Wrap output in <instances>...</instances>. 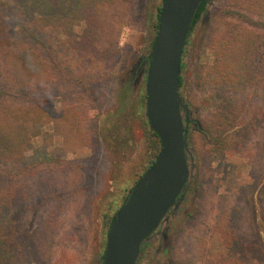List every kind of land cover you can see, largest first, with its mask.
<instances>
[{
  "label": "rangeland",
  "instance_id": "1",
  "mask_svg": "<svg viewBox=\"0 0 264 264\" xmlns=\"http://www.w3.org/2000/svg\"><path fill=\"white\" fill-rule=\"evenodd\" d=\"M230 2L211 0L209 14L187 41L181 92L200 123L188 133L196 192L174 231L161 242L162 249L155 240L142 247L144 264H205L219 255L264 264V87L247 86L235 74L225 75L221 66L224 37L236 21L226 15L235 7ZM161 5L162 0H134L108 77L82 82L77 89L63 78L12 92L14 103L38 105L43 112L55 109L69 123L77 111L83 120L74 134L54 131L55 124L40 127L23 160L0 162V169L24 172L33 191L27 204L2 215L12 227L13 241L5 245L11 257L23 250L34 253L25 264H102L106 203L133 188L150 153L134 107L144 78L140 74L136 84L132 71L156 36L153 27ZM7 27L13 42L67 61L62 69L68 76L82 73V63L60 32H28L11 20ZM107 71L102 69L105 75ZM58 206L52 248L40 252L45 220ZM34 232L37 237L31 238Z\"/></svg>",
  "mask_w": 264,
  "mask_h": 264
},
{
  "label": "trees",
  "instance_id": "2",
  "mask_svg": "<svg viewBox=\"0 0 264 264\" xmlns=\"http://www.w3.org/2000/svg\"><path fill=\"white\" fill-rule=\"evenodd\" d=\"M206 2L200 5L196 13L193 29L203 15ZM231 2L235 6L234 10H228L226 15L236 21L232 22L224 37L221 66L226 72L225 75L235 74L243 84L262 88L264 87V0H231ZM133 3L134 0H0V162L23 160L33 139L38 135L40 127L55 124L54 131H60L59 128H62L65 132L73 134L76 129H81L78 126L83 118L77 111L73 112L76 118L69 123L63 117V113L55 109L43 112L38 105L14 103L12 92L31 87L32 83L38 81H56L63 78L73 82V88L77 89L82 82L92 84L111 75L119 53L118 39L127 23ZM163 3L164 0L162 5ZM162 5L157 7L153 27L156 34ZM252 15L259 20L256 21ZM8 20H11L15 27L28 32L33 30L60 32L65 36L68 48L82 63L79 67L82 68V73L78 77L68 76L62 69L67 61H60L55 57H44L42 52L31 46L13 42L7 27ZM154 41L155 38L145 56L141 57L140 74L144 78V86L142 94L134 102L135 113L143 125L150 145V153L142 173L138 175L139 178L155 163L161 150L160 137L151 129L146 114L147 72ZM88 61L90 65L96 67L89 64L84 66ZM93 68L98 70L94 71ZM105 68L109 70L106 75L102 72ZM183 68L182 61L179 93L182 110L187 104L181 92L184 87ZM65 74L67 77H64ZM77 94L83 95L82 92ZM76 133L77 137H82L80 132ZM67 138L69 139L70 136ZM185 138L188 140L187 133ZM22 173L12 172L8 168L0 169V259L2 264H25L34 256L33 252L27 255L26 251L22 250L19 257H11L5 248L6 244L13 241V238L11 237L12 227L9 226V221L2 218V215L6 211L18 210L16 207L24 206L32 197L33 191L27 187ZM130 192L131 189H125L120 199H109L106 203L104 219L107 234L116 213L127 200ZM49 200L53 199L49 198ZM59 208V206L56 207L45 220L40 252L50 251L52 248L51 237L56 226ZM36 235L37 232H34L30 237H37ZM232 240L231 238L227 240L229 249L232 248L234 242ZM103 257L104 254L101 263ZM143 259L140 257L138 264H144ZM205 264L247 263L227 255H219L207 259Z\"/></svg>",
  "mask_w": 264,
  "mask_h": 264
},
{
  "label": "water",
  "instance_id": "3",
  "mask_svg": "<svg viewBox=\"0 0 264 264\" xmlns=\"http://www.w3.org/2000/svg\"><path fill=\"white\" fill-rule=\"evenodd\" d=\"M204 0H164L147 72L146 114L161 140L155 163L135 183L107 234L102 264H138L143 244L183 198L190 177L180 98L187 41Z\"/></svg>",
  "mask_w": 264,
  "mask_h": 264
},
{
  "label": "flooded vegetation",
  "instance_id": "4",
  "mask_svg": "<svg viewBox=\"0 0 264 264\" xmlns=\"http://www.w3.org/2000/svg\"><path fill=\"white\" fill-rule=\"evenodd\" d=\"M205 1L207 2H206L205 9L203 11V15L201 17L203 21L206 19V16L209 14L208 8H209V5L211 4V0H204L203 2ZM141 65H142V60L140 59L138 64L135 66V68L132 71L133 79L136 82V84L138 83V78L140 76ZM182 114H183V119H184V124H185V130H186L185 134L187 133L188 135L190 129L195 130L200 127V123L195 116V112H193L189 108V105L185 104L183 106ZM187 158H188V163H189V168H190V177H189L188 183L186 184L184 188L183 198L181 202L177 204L176 207H173L169 211V213L167 214L166 218L163 220L159 228L154 232V234L145 243H149L150 241L155 240V242L161 244L162 241H166L168 234L174 231L178 223L177 221L181 219V217L186 213L189 207L188 204L190 200L192 199L191 197L193 195V192H196V190L194 187V180H193V171L195 169V165L193 163L192 151L189 147L188 140H187ZM170 243L171 241H169V249L171 247ZM160 249H162V244L160 245ZM159 252H162V254H164L163 251H159Z\"/></svg>",
  "mask_w": 264,
  "mask_h": 264
}]
</instances>
